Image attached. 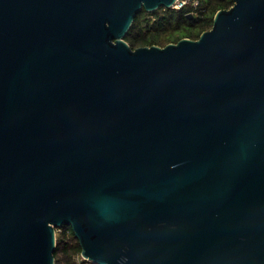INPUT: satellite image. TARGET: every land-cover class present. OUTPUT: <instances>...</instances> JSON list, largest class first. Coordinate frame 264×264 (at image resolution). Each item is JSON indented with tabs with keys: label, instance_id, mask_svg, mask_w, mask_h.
<instances>
[{
	"label": "water",
	"instance_id": "1",
	"mask_svg": "<svg viewBox=\"0 0 264 264\" xmlns=\"http://www.w3.org/2000/svg\"><path fill=\"white\" fill-rule=\"evenodd\" d=\"M173 1L0 0V264L63 224L97 264H264V0L131 48Z\"/></svg>",
	"mask_w": 264,
	"mask_h": 264
},
{
	"label": "trees",
	"instance_id": "2",
	"mask_svg": "<svg viewBox=\"0 0 264 264\" xmlns=\"http://www.w3.org/2000/svg\"><path fill=\"white\" fill-rule=\"evenodd\" d=\"M231 4L232 0H200L196 9L190 5L180 8L160 6L154 10L142 8L135 14L123 38L131 48L152 44L163 46L183 37L195 39L211 27L218 9ZM53 255L54 264H97L81 256L78 239L68 224L55 228Z\"/></svg>",
	"mask_w": 264,
	"mask_h": 264
},
{
	"label": "built area",
	"instance_id": "3",
	"mask_svg": "<svg viewBox=\"0 0 264 264\" xmlns=\"http://www.w3.org/2000/svg\"><path fill=\"white\" fill-rule=\"evenodd\" d=\"M200 4V0H174L172 5L170 7L173 8H180L185 5H190L193 9H196V7ZM191 13V12H189Z\"/></svg>",
	"mask_w": 264,
	"mask_h": 264
}]
</instances>
